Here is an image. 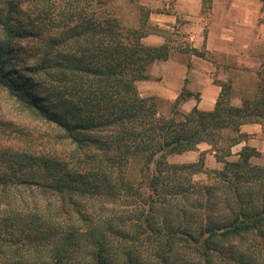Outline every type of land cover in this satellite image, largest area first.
<instances>
[{"label":"trees","instance_id":"trees-1","mask_svg":"<svg viewBox=\"0 0 264 264\" xmlns=\"http://www.w3.org/2000/svg\"><path fill=\"white\" fill-rule=\"evenodd\" d=\"M12 2L20 16L13 24L0 18L13 33L0 42V83L13 78L11 93L48 126V149L20 154L8 177L0 175L1 187L10 189L14 178L31 198L24 213L12 208L4 219L12 264L29 256L31 264H264V168L250 163L260 153L244 145L227 160L247 140L241 125L264 132V49L252 97L233 105L219 84L211 110L185 111L193 95L187 90L173 101L138 91L150 65L171 50L167 39L142 42L166 31L152 28L145 7L136 25L126 26L112 0ZM201 2L210 7L211 0ZM23 32L35 49L43 46L34 65L12 40ZM190 53L202 57L195 47ZM20 73L42 74L46 83ZM26 85L37 96L26 94ZM201 143L223 164L213 171L217 183H193L204 169L202 154L194 163L167 162Z\"/></svg>","mask_w":264,"mask_h":264},{"label":"rangeland","instance_id":"rangeland-1","mask_svg":"<svg viewBox=\"0 0 264 264\" xmlns=\"http://www.w3.org/2000/svg\"><path fill=\"white\" fill-rule=\"evenodd\" d=\"M11 3L12 0H0V18L9 16L11 19L9 21L13 24L20 14L11 10ZM112 6L126 26L136 25L141 6L151 11L149 19L152 28L166 31L162 35L150 34L144 37L142 42L145 45H159L161 40L163 43L167 39L171 47L168 58L170 60L190 62L192 58L190 49L197 48L202 54V66L209 67L208 80L218 85L224 84L226 97L231 104L239 105L242 99L250 98L256 93L258 83L261 81L257 71L260 68L264 49V3L261 0H211L209 8L201 0H134L132 2L112 0ZM22 7L25 8V4H22ZM4 27L5 25L0 21L2 43L11 40L13 34L12 32L9 34ZM20 37L21 39L14 37L12 40L16 47L23 46L28 52L24 57V63L34 65L36 63L34 56L40 54L43 46L35 49L37 44H33L36 42L35 39L24 32ZM32 44L34 46H31ZM11 62L14 64V61ZM20 64L16 63L17 66ZM8 69L9 66L5 71ZM21 75L29 79L39 78L41 82L45 79L42 74L32 77L26 73ZM7 80L8 83H0V175L5 174V176L10 173L11 166L15 165V158L20 154H41L48 149L43 143L47 133V123L11 93V89H15L13 78L8 77ZM163 81L161 76L156 75L138 82L137 88L143 97L153 95L161 97L152 94L150 90L158 87ZM17 82L21 84V81ZM29 90L26 94L37 96V93L31 92L30 87ZM196 92L192 91L193 96L197 94ZM181 107L186 111L183 106ZM163 112L168 115L170 105L163 106ZM249 137L259 139V147L264 141V134L257 136V133H251L248 134L247 139ZM62 145L63 151L66 152L69 148L68 144ZM242 146L243 143L234 146L232 155L227 160H236ZM64 147H67L66 150ZM258 152L259 155L250 158V163L264 168V145ZM200 154L204 158V169L192 175L193 183L197 185L217 183L213 171L221 169L223 164L217 160L206 143L199 144L196 150L170 155L167 157V162L194 163ZM0 181L4 184L2 180ZM15 182L14 178L8 180L10 189L0 186V264H12L15 260V254L12 252L3 225L4 219L11 216L12 208H14L12 213L17 210L19 213H24L26 204L31 200L29 189L24 184ZM204 204L203 201L202 210ZM22 262L31 264L34 260L29 256L22 259Z\"/></svg>","mask_w":264,"mask_h":264},{"label":"crops","instance_id":"crops-1","mask_svg":"<svg viewBox=\"0 0 264 264\" xmlns=\"http://www.w3.org/2000/svg\"><path fill=\"white\" fill-rule=\"evenodd\" d=\"M160 43H162V40ZM201 61H203L202 58L196 55H192L190 62L172 59L154 61L149 67L148 74L150 77L161 76L164 81L158 87L151 89L150 92L173 101L183 89L191 93L192 91H197L198 99L190 95L182 103V106L186 111H189L194 106L201 110H211L221 87L208 80L207 71L209 67L202 66ZM240 130L246 134L257 133V136L264 134L261 126L256 123L243 124ZM259 141L256 137H249L246 142L242 143L243 145L247 144L254 147L259 151L260 149L262 150V146L264 145L263 141L259 147Z\"/></svg>","mask_w":264,"mask_h":264}]
</instances>
